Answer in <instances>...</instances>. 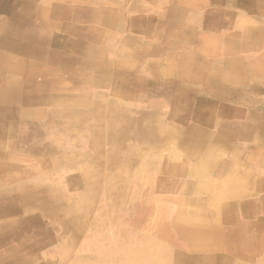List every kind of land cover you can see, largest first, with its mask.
<instances>
[{
    "label": "crops",
    "instance_id": "1",
    "mask_svg": "<svg viewBox=\"0 0 264 264\" xmlns=\"http://www.w3.org/2000/svg\"><path fill=\"white\" fill-rule=\"evenodd\" d=\"M19 1L15 10L21 6L26 15L15 23L34 41L25 54L13 49L0 53L4 60H15L11 69L24 77L8 74L1 83H20L26 93L38 94L40 99L32 111L8 117L2 124L14 126L20 134L38 133L39 142L50 145L48 157L28 163L45 169L43 184L59 186L69 198L82 199L74 196L81 191L69 186L72 180L60 170L78 167L79 174L96 181L94 200H106L107 187L118 192L120 200H135L139 191L134 185L147 184L151 199L189 200V212L198 208L200 199L209 214L207 196L198 193V185L209 183L212 188L218 182L222 189L227 180L236 182L239 193L225 191L221 204L233 205L230 212L238 229L249 227L242 235L254 238L255 250H242L246 254L239 259L230 243L221 256L225 264H264V0ZM150 115L176 135L172 134L171 149L180 154V160L160 158L154 167L128 172L120 179L119 161L129 159L132 164L135 160L128 149L147 148L127 122L148 123ZM49 117L62 127L45 124ZM112 120L113 127L106 128ZM117 120H123L122 126ZM232 122L235 127L229 126ZM242 124L250 130L247 135L236 134ZM202 129L206 135L220 136L213 143L222 142L218 144L222 150L200 166L199 160L191 158L195 155H186ZM110 131L125 135L126 146L117 145V137L113 138L116 143L93 144L95 137ZM223 148L226 152L221 155ZM46 161L51 167L44 166ZM198 168L208 171L200 173ZM9 197L14 200L17 195ZM245 201L250 204L248 211L240 207ZM85 215L78 220L75 239L49 219L32 227V233H44L36 245L27 239L30 234L23 238L32 247L29 258L34 264H172L171 257L176 255L180 264H212L219 254L196 248L184 237L174 238L161 225L152 228L151 223L143 226L141 239L122 242L114 234L112 241L105 240L109 233L134 230L108 223L89 228ZM88 229L99 234L96 238L81 234ZM48 234L55 241H49ZM132 245L145 253L131 254Z\"/></svg>",
    "mask_w": 264,
    "mask_h": 264
},
{
    "label": "bare ground",
    "instance_id": "2",
    "mask_svg": "<svg viewBox=\"0 0 264 264\" xmlns=\"http://www.w3.org/2000/svg\"><path fill=\"white\" fill-rule=\"evenodd\" d=\"M0 2H2L0 5V17L2 18L0 21V53H6V51L9 53L11 52V49L19 52L20 54H25L24 52L27 51L29 52L31 49L30 47H32L31 42L34 41V39L32 40L31 36L28 34V31L20 30L16 24L17 22L15 23L17 17L19 19H24L26 15L25 10L23 8L20 9L21 6L17 9V11L15 10V6L21 4L20 1L0 0ZM29 56L31 57L32 55ZM14 62L15 60H4L0 56V264H34V262L29 258L32 252V247L27 241L23 240L24 235L30 234V237L27 239L31 242V244L36 245L35 242H40L41 238L44 236V233H32L31 230L32 227H35V225H38L39 222H41V219H49L51 222L58 221L63 225L64 230L69 229L68 227L71 226V221L70 219L56 217L58 213L64 215L63 208L65 206L63 208L61 207L59 199L61 191L60 187L46 184L45 187L38 188L37 184H43V181H45L47 178L45 169L28 164L34 162L36 159L38 160L40 158L48 157L52 152L50 145L47 142L44 144L40 143L38 133L32 132L29 134H20L17 132V129L15 130L14 126L11 127L5 124L3 127V120L7 119L8 117H12L10 119H13L19 117L18 115L22 112L26 113V111H32L40 99L38 94L32 95L31 93H26L20 83H1L2 80L6 79L5 77L8 74H17L16 76H20L22 79L24 78L19 73L13 72V69H11ZM113 92L114 91H112V93ZM198 115L203 117V111L199 110ZM152 116L153 115H150L151 118L148 123H141L140 121H137V125L140 130L138 133L139 142H146L148 146L153 148V152L151 151V147L142 150L128 149V155H131V157L135 155V160L131 158V162L133 160V163L142 165H138L136 168L135 166H132L134 165L133 163L130 164L129 159H126L127 165L129 164L128 166L130 167L124 171H120L119 167V169H117L118 178L121 179L126 177L128 172L140 173L142 170L141 168H148L151 166L154 167L159 162L160 158H164L167 161L169 160V162L180 160L179 157H176L177 152L171 149L174 141L172 134L174 133H171L169 130L167 131L166 126L162 124L160 118ZM53 118L49 117L45 124L50 123V125L62 127L59 122ZM122 121L123 120H117L116 122L120 123L122 126ZM132 121H126L127 124L129 123L130 127L132 126ZM123 123L125 125V122ZM113 124V120L107 121L106 128L111 129ZM233 124L235 127L236 122L230 123L229 126L232 127ZM145 126L148 129L147 131H144ZM203 130L204 129L200 131L198 130L197 133ZM236 130V134L238 135H247V133L250 132L249 128L243 124L239 127H236ZM115 135L117 134L110 131L102 136H97L95 137L93 144L102 143L103 141L106 143H116L113 140L114 137H117V145L120 143L123 144L124 136H122V134H118V136ZM219 137L220 136H216L213 140L219 139ZM207 138L210 139L209 135H206L202 132L197 134L196 139L192 141V144L195 146L193 147V145H191L192 147L190 149L192 150L189 151L191 156L195 155V157H191L192 160H199L198 164L200 166H202L204 163L208 164V162L212 161L213 155L216 153L219 156L220 151L222 150L218 149V144L221 146L222 142L213 143V140L211 139L210 142L212 143L209 145V142L206 141ZM144 142L142 144H144ZM207 145H209L207 149L203 147ZM224 148L221 155L223 152H226ZM210 154L212 155L211 157L209 156ZM232 156L235 159H239V156L236 157L235 154ZM83 158H87V156ZM85 160L88 159H84V161ZM57 162L58 159L54 163ZM119 163L122 162L119 161ZM44 166L51 167L50 161H46ZM77 168L78 167H75L72 170L60 168V170L68 174L69 178L72 180L70 181L69 186L78 187L81 191H79L80 196L82 195L86 198V203L84 205V209H86L90 207L92 202L91 197L93 196V193L96 192V181L94 178L87 177L88 174H79V172H77ZM198 169H200L198 170L200 173H205V171H208L204 168ZM89 173V176H93L91 172ZM196 174L198 173L196 172ZM228 182L229 180L226 181L222 189L218 188L221 186V183L218 182L215 184V187L212 188L208 185L209 183L206 184L204 182H202L197 187L199 194H205L207 196V204L211 207V211L208 215L211 217L216 228L211 227L206 221L204 216L205 208L202 207L203 200L200 199L196 201L198 208H196L194 212L188 211V209H190L189 205H191V201L176 199L174 203L177 205L179 218L168 221L167 217H165L167 216V212L163 211L162 208L158 210L159 214H157L153 226L161 225L164 233H169L174 238L184 237L187 242L189 241L190 243L194 244L192 246H195L196 248L218 252L219 254L217 257H214V259L212 258L213 264H225L224 261L226 259L225 256H221V251L230 243L233 245V248L236 251H252L254 249V244L251 242H253L254 238H252L250 234L248 235L243 233L242 235L244 228L246 229L249 227L245 225L243 226V230L238 229L239 224H237L232 213L230 212L233 208V205L221 204L222 200L225 199L227 195L225 191L231 193L233 192V195L239 193V189H237V183L233 182L229 184ZM226 185H232L234 187L231 186V189H227ZM177 186L179 188V185ZM218 189H221V191ZM104 193V197L108 200L105 202V205L108 204L110 207L111 205L116 207L119 206V203H117V200L120 199L118 192H115L113 189L107 187L104 189ZM11 194H16L17 198L12 200L9 197ZM73 206L75 205H72L71 207ZM241 206L243 211H248L250 208V204H247L246 201L243 204L240 203V207ZM77 215L78 214H76V216ZM219 224L224 226H218ZM233 225H236V227H233ZM250 228L253 227L251 226ZM51 239L54 238H51V236L48 234V240L50 241ZM139 255L142 254L139 253ZM244 255L245 254L239 253L238 258L240 259ZM179 263L180 258L175 261V264ZM39 264L50 263L42 262ZM172 264L174 263L172 262Z\"/></svg>",
    "mask_w": 264,
    "mask_h": 264
},
{
    "label": "rangeland",
    "instance_id": "3",
    "mask_svg": "<svg viewBox=\"0 0 264 264\" xmlns=\"http://www.w3.org/2000/svg\"><path fill=\"white\" fill-rule=\"evenodd\" d=\"M1 3L2 2H0V5H1ZM223 110H225V109H223ZM137 121L138 120H136L134 122L132 121V127H135V129L139 133L140 130L138 128ZM225 121H224V124H226ZM226 122H229V121L227 120ZM222 126H223V124H222ZM122 136H124V140L127 138L125 135H122ZM216 136H218V135H212L211 134V135H209V138L213 140ZM143 142H140V143H143ZM124 143H125V141H124ZM144 145L147 146L146 149L151 147V146H148V144L146 142H144ZM125 146L126 145L124 144L123 147H125ZM151 149H152L151 151L153 152L152 147H151ZM86 156H88V155H86ZM86 156H84V157H86ZM186 156H191V153L188 152V154ZM176 157L180 158V154L177 153ZM121 164L122 165L120 166L119 170L120 171L127 170L126 168L128 167V165H127L126 159H125V161H122ZM79 166H81V165H79ZM77 172H79L78 168H77ZM45 186H46V184H39V183L37 184L38 188L45 187ZM150 187L151 186L147 185V184L134 185L133 188H135L139 191V193L137 194V198L135 200H129V199L120 200L119 199V200H117V203H119L118 207L111 205V207L113 209L110 206H108V204L105 205V202L108 201L107 199L106 200H98V199L94 200V199H92L90 207L84 209V205L86 203L85 197H83L81 195L82 199L69 198L63 192L64 189L62 190V188H60L61 191H60V198L59 199H60L61 207L63 208L65 206L63 208L64 215H61L60 213H58L56 215V217L70 219L71 226L68 227L70 230L69 229L64 230L63 225L61 223H59L58 221L57 222L53 221L52 223H59L61 225L60 227L63 229L64 235H67V234L72 235L73 239H75L77 226L79 224L78 220H81L82 214H86L83 217V220H84L85 224L89 225V228H91V225H95L97 223H102V224L108 223V224H120L121 227L124 226L128 229L134 230V231H123V232L119 231L117 233H113V232L109 233V235H106L105 240L112 241L114 234H116L114 239H116L118 241H122V242H127L128 240H130V238L135 239V237H136V239H141L140 235L144 234V232L141 231L142 229H144L143 226L145 224L151 223V227L152 228L154 227L153 224H154V221L156 219L157 214H159V211H158L159 209L163 208L162 210L167 212L166 213L167 216H165V217H167L168 221H171L172 219H175V218H179V212L176 211V204L174 203V201H172V200L167 201L166 200V202H165L164 200H160V199H155V198L151 199V197H150L151 194H149V192L147 191V190H151ZM95 193L96 192H94L93 194H95ZM77 195H80V194L74 192V196H77ZM72 205H75V206L71 207ZM174 213H175V215H174ZM76 214H78V215L76 216ZM204 216L206 218V221L209 223V225L211 227L216 228L211 217L208 214H205ZM233 227H236V225H233ZM71 228H72V230H71ZM215 228H213V229H215ZM89 230L90 229H88V231ZM88 231H85L84 233H81V234L86 235L87 233H89L92 236L99 234V233H94L91 230L89 232ZM80 236L78 237V240H79ZM95 238H96V236H95ZM92 239L93 238L90 237L89 241L91 242ZM130 250L131 251H129V252L131 254H135V255H139V253H141V254L145 253L142 251V249H140L139 246L134 248V245H132L130 247ZM166 252H167V250H166ZM239 253L246 254V253H243V251H240V252L238 251V252H236L237 257L239 255ZM135 255H133V256H135ZM171 255L172 254L170 253V256ZM176 256H174V258H176V259L171 257V263L173 262L175 264V261H177V259L180 258V256H178V255H176ZM89 258H91V257H88V259L85 261H88ZM81 259H83V257Z\"/></svg>",
    "mask_w": 264,
    "mask_h": 264
}]
</instances>
